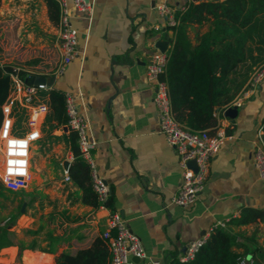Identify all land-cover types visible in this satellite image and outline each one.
Segmentation results:
<instances>
[{"label": "crops", "instance_id": "crops-1", "mask_svg": "<svg viewBox=\"0 0 264 264\" xmlns=\"http://www.w3.org/2000/svg\"><path fill=\"white\" fill-rule=\"evenodd\" d=\"M91 1L89 23L72 17L79 31L77 54L52 86L81 99L80 109L96 140L92 157L114 198V211L144 246L145 256L135 264H167L216 221L238 216L245 206L264 209V178L253 164L255 146L264 144V78L242 96L241 106L216 110L217 127L226 138L209 159L206 184L194 203L173 204L171 196L182 178L178 155L160 132L153 84L145 74L150 54L159 49L156 41H166V50L172 44V30L156 7L160 0ZM168 1L179 6L187 0ZM0 13L5 22L16 23L21 37L50 21L46 0H1ZM52 24L57 33V24ZM196 30L197 25L190 27L189 35L194 37ZM63 127L45 134L42 130L32 143L29 162L34 171L29 169L25 195L18 193V213L0 211V224L13 241L0 248V264H54L58 253L89 246L107 227L110 208L84 204L78 186L64 180L73 153L63 136L68 127ZM48 134L58 144L50 143ZM3 159L0 140L1 169ZM3 204L0 197V208ZM45 204L47 209L33 213ZM249 228L258 231L264 223L230 225L238 233L236 250H243L238 239Z\"/></svg>", "mask_w": 264, "mask_h": 264}, {"label": "trees", "instance_id": "trees-1", "mask_svg": "<svg viewBox=\"0 0 264 264\" xmlns=\"http://www.w3.org/2000/svg\"><path fill=\"white\" fill-rule=\"evenodd\" d=\"M46 4L49 20L57 24V0H46ZM176 17L178 22L168 25L173 33L172 44L160 77L167 81L174 117L189 128H207L212 133L217 126L216 110L231 102L245 87L254 69L264 63V0H187ZM193 25H197V30L191 37L189 30ZM203 27L205 29L201 30ZM12 73L23 80H28V74H32L23 68L0 63V125L2 104L9 94ZM43 95L47 96L49 110L42 122V130L50 133L67 122L65 92L52 86ZM20 112L22 110L16 113L17 125L22 119ZM261 128L264 142V120ZM63 136L73 153L68 174L81 191V201L93 208L103 204L114 211L112 194L109 193L103 203L97 197L89 164L78 148L76 131L68 128ZM14 192L0 181V196L8 197ZM251 222L264 223L263 208L243 207L226 226L211 231L192 259L180 261L173 256L167 264H239L243 256H250V264H264V243L258 244L254 235L239 233L242 242L238 244L243 250L234 248L238 233L232 231L230 225ZM9 233L5 224H0V248L13 243ZM110 259L109 243L101 231L89 246L73 253H58L54 264H110Z\"/></svg>", "mask_w": 264, "mask_h": 264}, {"label": "built area", "instance_id": "built-area-1", "mask_svg": "<svg viewBox=\"0 0 264 264\" xmlns=\"http://www.w3.org/2000/svg\"><path fill=\"white\" fill-rule=\"evenodd\" d=\"M59 16L57 22V61L52 70L46 75H61L67 65L77 54L79 31L72 23V17L86 19L92 18L94 5L91 0H57ZM156 7L164 16L167 25L178 22L176 13L184 8L182 5L170 4L168 0H160ZM168 50L153 51L146 63L145 74L147 80L153 84V101L158 113L159 128L165 141L174 147L181 169V183L171 196V202L179 206H188L196 201L203 190L208 173L210 157L220 148L226 133L221 127H215V132L210 133L205 129H192L179 122L173 115L167 81L160 75L164 72L168 59ZM30 73V72H29ZM33 75V74H31ZM28 74V76H31ZM27 76V77H28ZM264 78V63L255 68L250 74L245 87L239 91L234 99L226 106H241L242 96L252 91ZM49 87L46 83H33L11 74L9 94L2 104L3 119L0 125V140L3 147V166L0 181L6 189L17 191L24 188L30 174V149L34 141L41 137L42 122L49 110L47 96L43 95ZM80 94V93H79ZM81 99L72 93L65 92V110L67 114L66 126L77 133V144L81 156L85 158L90 167L93 188L100 203L109 195V186L99 174L92 157V150L96 140L91 134L89 119L80 109ZM24 112L26 115V128L24 132L16 124V113ZM196 161V169L189 166L188 161ZM253 164L258 174L264 178V144H258L253 151ZM71 179L69 174L64 175V180ZM100 206H104L101 204ZM228 219L216 221L209 232L200 238L189 241L183 253L178 256L180 261L192 259L200 246L207 240L211 231L218 226H226ZM107 227L102 235L107 238L111 259L110 264H135L133 257L145 256L141 239L126 225L120 215L111 211ZM250 256H243L239 264H250ZM150 264H160L158 260H151Z\"/></svg>", "mask_w": 264, "mask_h": 264}, {"label": "rangeland", "instance_id": "rangeland-1", "mask_svg": "<svg viewBox=\"0 0 264 264\" xmlns=\"http://www.w3.org/2000/svg\"><path fill=\"white\" fill-rule=\"evenodd\" d=\"M3 14L0 13V63L11 64L17 68H23L26 71L32 73L33 75H47L52 68L54 67L57 57V33L55 31V25L50 21L40 23L39 30H35L31 36L21 37V34H17L15 22L3 20ZM22 115V121H18V127L21 129L26 128V115L24 112H20ZM45 134V131L44 133ZM48 139L51 143L54 139L48 135ZM38 141H36L37 143ZM58 144V143H57ZM49 153V151H46ZM38 155H36L37 159ZM50 163H55L53 160L48 158ZM31 171H34L33 168H30ZM2 169L0 168V173ZM55 177H59L57 170H53L52 173ZM9 190V189H8ZM11 191V190H9ZM25 195L24 189H20L14 193H10L8 197H3V206L0 208V211L5 215L10 213H18V208L21 205V199L18 200V196ZM19 201V202H17ZM49 204V203H48ZM48 204L41 205L40 209H36V214H39L40 210L44 211L48 208ZM44 212H41V214ZM244 235H254L258 244L264 243V228L256 229H247L244 230ZM246 233V234H245ZM259 234V235H257ZM238 243L242 242L241 239H238Z\"/></svg>", "mask_w": 264, "mask_h": 264}, {"label": "water", "instance_id": "water-1", "mask_svg": "<svg viewBox=\"0 0 264 264\" xmlns=\"http://www.w3.org/2000/svg\"><path fill=\"white\" fill-rule=\"evenodd\" d=\"M195 1V0H193ZM156 46L161 50V51H165L167 49V42L166 41H163V40H157L156 41ZM27 80V78H26ZM29 82H33L35 84L37 83H40V82H44L46 83L48 86H52L54 81H55V76L54 75H48V76H45V75H41V74H38V75H31L28 79ZM63 129H67V126L64 125ZM68 161L65 160L64 161V168L67 169V166H68ZM188 164L189 166H191L192 168L196 169V161L194 159H191L188 161ZM134 261H137L139 260V257H133L132 258Z\"/></svg>", "mask_w": 264, "mask_h": 264}]
</instances>
